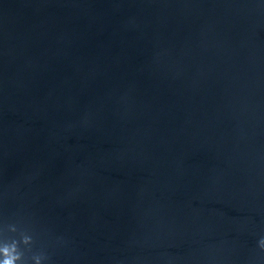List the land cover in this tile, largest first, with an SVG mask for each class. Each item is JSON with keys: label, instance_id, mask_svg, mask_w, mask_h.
Instances as JSON below:
<instances>
[{"label": "water", "instance_id": "obj_1", "mask_svg": "<svg viewBox=\"0 0 264 264\" xmlns=\"http://www.w3.org/2000/svg\"><path fill=\"white\" fill-rule=\"evenodd\" d=\"M22 233L27 264H264V0H0Z\"/></svg>", "mask_w": 264, "mask_h": 264}, {"label": "clouds", "instance_id": "obj_2", "mask_svg": "<svg viewBox=\"0 0 264 264\" xmlns=\"http://www.w3.org/2000/svg\"><path fill=\"white\" fill-rule=\"evenodd\" d=\"M16 228L13 226L11 228L12 232H16ZM21 240H2L0 241V264H27L25 259V253L21 251L20 244L28 246L33 244V237L31 235L22 233ZM259 246L264 249V238L259 241ZM34 264H44V261L49 259V257L44 254H38L32 257Z\"/></svg>", "mask_w": 264, "mask_h": 264}]
</instances>
